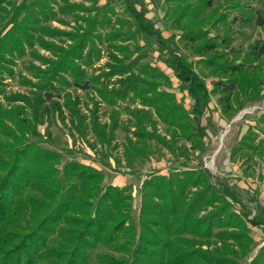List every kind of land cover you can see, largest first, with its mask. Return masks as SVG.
<instances>
[{
  "label": "trees",
  "instance_id": "obj_1",
  "mask_svg": "<svg viewBox=\"0 0 264 264\" xmlns=\"http://www.w3.org/2000/svg\"><path fill=\"white\" fill-rule=\"evenodd\" d=\"M224 1L264 30V9L245 12L238 1ZM112 2L121 3L128 18L116 17L118 27L114 24L103 35L98 29L110 22ZM98 3L21 0L8 2V8L0 5L6 19L0 29V264H240L252 251L251 228L264 230V215H255L227 182L215 184L208 169L184 166L167 174H149L140 186L136 225L131 218V187L103 185L99 171L76 161L64 163L59 171L60 155L32 138L39 136L37 125L44 117L59 111L54 101L58 88L65 84L87 90L101 77L102 99L112 103L128 94L139 98L171 131L172 144L183 142L177 149L201 155L205 135L201 118L212 95H219L228 115L242 101L264 97V41L254 42L237 62L239 55L226 50L229 35L219 39L213 34L230 24L213 7V0H164L163 18L181 31L179 44L198 58L195 70L178 49L167 45L135 0ZM59 13L71 15L73 32L47 22L66 23ZM139 34L155 37L167 49L168 66L192 102L188 110L175 102L173 93L159 89L171 85L164 72L140 64L145 54L139 45L132 51L122 45ZM103 40L117 54L108 52L106 72L89 77L85 67L100 59L96 41ZM34 45L51 57L40 55ZM26 53L40 61V66L32 62L25 66L36 79L28 82L30 94L6 93L3 74L12 76L11 65ZM203 75L213 78L211 89ZM112 76L118 77L117 87L107 90L102 81ZM65 99L70 110V98ZM258 122L264 125V113ZM136 127V141H129L132 152L139 154L153 136ZM93 130L101 139L100 130ZM255 137L248 129L232 148L231 159L241 153L260 155L263 140L255 144ZM246 264H264V246Z\"/></svg>",
  "mask_w": 264,
  "mask_h": 264
},
{
  "label": "rangeland",
  "instance_id": "obj_2",
  "mask_svg": "<svg viewBox=\"0 0 264 264\" xmlns=\"http://www.w3.org/2000/svg\"><path fill=\"white\" fill-rule=\"evenodd\" d=\"M21 0H0L1 6L8 8V2ZM80 2V0H71ZM98 6L103 5L106 0H98ZM138 8L143 10L144 15L165 39L167 45L173 49H178V53L191 63L193 69L199 66L195 64L198 59L185 49L177 41L180 30H173L170 26V19L163 18L165 12L164 0H135ZM244 7L245 12L253 9H264V0H235ZM88 6V3H84ZM218 9L221 15L227 17L228 26L225 29L218 28L213 34H218L221 39L224 34H228L230 40L226 48L231 55H239V61L245 52L254 42L264 41V30L255 25L252 20H244L240 13L231 8V4L224 0H213V7ZM113 13L108 14L110 22L103 29H98L101 34H106L115 24L116 17L127 19L121 3L112 2ZM56 10V6L53 7ZM247 10V11H246ZM4 13L0 11V29L6 23ZM64 24L57 21L48 20L53 27H57L67 32H73L75 28L71 15H62ZM9 26L6 27V29ZM122 31L126 28L123 26ZM131 32V31H130ZM174 36L173 39L171 37ZM163 39V40H164ZM61 38L60 41H64ZM58 41V40H57ZM58 43V42H57ZM66 43H69L66 40ZM106 41H96V46L100 51V59L93 62L91 67H85L87 76H101L106 72L105 63L108 61V52H113ZM119 44V43H117ZM139 45L145 56L140 60V64L148 63L159 68L170 79L169 86H161L160 90H165L174 94L175 102L188 110L191 100L186 90L181 89L180 82L175 78L171 68L168 66L170 58L165 47H161L155 41V37L138 35L135 40H126L122 45H127L132 51L133 45ZM60 45V44H58ZM224 45V44H223ZM40 55L51 57L49 52L34 45ZM223 49V46H221ZM117 54V53H116ZM28 62L40 66L39 60L35 61L26 53L22 59L15 60L11 65L13 75L3 74V88L6 93L30 94L31 85L29 81L35 83L36 79L25 68ZM264 63V60H263ZM44 67V66H42ZM207 87L211 89L213 78L206 75ZM24 78V79H23ZM118 77L112 76L102 82L107 90L117 87ZM103 78L94 81L92 88L81 90L74 85H62L57 89L54 101L59 104V111L44 117L43 122L37 125L38 137L32 138L41 148L56 152L60 155V163L57 165L59 171L64 163L76 161L86 166H90L99 171L103 176V185L131 187V218L137 225L140 207V186L149 174H167L172 169H183L203 167L210 171L215 184L227 182L231 189L239 194V198L255 215L264 214V125L258 122L259 116L264 113L263 94L242 101L231 115L225 114L222 104L218 102V94L212 95L209 109L201 118L205 126L203 137L204 151L201 155L197 152L188 151L186 153L177 149L183 144L181 140L172 144V133L158 120L154 108L142 106L140 99L128 94L125 100L113 99L108 103L102 99L98 89L101 88ZM67 80L70 77L67 76ZM66 96L70 98V110L66 105ZM138 126L141 132L151 133L153 137L148 138L147 144L139 154H134L130 148V141H136L135 132ZM98 128L103 136L94 132ZM251 129L255 134V144L262 139V153L253 154L251 157L243 153L235 155L231 159V151L241 137ZM103 138V139H102ZM166 142L171 144L173 149L167 147ZM139 143H137L138 145ZM185 166V167H184ZM253 243L249 256L242 259L240 264H246L256 252L264 246V231L252 228L250 231Z\"/></svg>",
  "mask_w": 264,
  "mask_h": 264
},
{
  "label": "crops",
  "instance_id": "obj_3",
  "mask_svg": "<svg viewBox=\"0 0 264 264\" xmlns=\"http://www.w3.org/2000/svg\"><path fill=\"white\" fill-rule=\"evenodd\" d=\"M230 157H231V155H230ZM239 195V194H238ZM236 208H238V207H236ZM264 215V214H263ZM262 216V215H261ZM252 228H255V227H252ZM251 228V229H252ZM255 229H260V228H255ZM260 230H262V229H260ZM262 231H264V230H262Z\"/></svg>",
  "mask_w": 264,
  "mask_h": 264
}]
</instances>
